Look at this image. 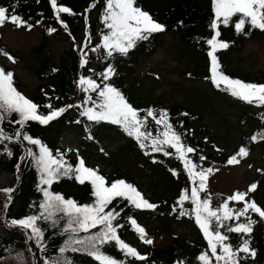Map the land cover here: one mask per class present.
Instances as JSON below:
<instances>
[{"label": "trees", "instance_id": "obj_1", "mask_svg": "<svg viewBox=\"0 0 264 264\" xmlns=\"http://www.w3.org/2000/svg\"><path fill=\"white\" fill-rule=\"evenodd\" d=\"M58 3L71 7L75 13V15L62 14V19L68 24L67 29L55 19L49 0H38V2L37 0H0V6L9 8L10 12L14 8L17 14L33 23V28L45 24L41 42L31 50L35 60L31 69L39 83L30 92L25 91L24 84L18 74L3 61L2 56L4 55L3 52H0V66L14 73V86L17 90L41 105L40 111L46 113L47 109L44 106L48 103H51L54 108L78 103L84 96L75 83L78 77L81 74L92 75L93 73L89 71L92 69L96 73L94 78L99 82L98 74L111 63L117 72V75L112 78V82L134 107L141 110L152 108L157 112L167 109L170 122L182 134L183 143L196 150L189 153L188 156L200 167L229 165L228 158L235 154L240 146H246L249 149V154L246 157H250L251 163L259 167L254 176L251 179L248 178V187L253 182L258 184L257 189L250 192L248 198L254 199L258 205L264 207V139L259 137L256 141L250 139L252 135L264 134V106L249 104L233 97L223 85L216 88L210 80L211 58L208 56L210 46L206 40L214 34L210 28V22L214 16L212 0H137L138 6L148 11L155 20L165 24L166 29L153 33L146 41H139L127 55L114 54L113 57H106L105 52L101 50L98 52L99 57L96 63L88 64L84 68H81L79 64L81 54L79 48L83 47L88 33H91L89 48L100 42V33L104 30L102 14L105 0H58ZM234 20L228 26L221 25L219 29L221 32L219 39L229 42L227 49H218L216 52L221 70L230 77L245 82L264 83V73L253 74L241 68H233L231 65L233 56L240 54L248 41H264V30L250 28L246 25L244 32L237 33L234 28ZM36 21H40V23L36 24ZM6 24H10L16 29L28 30L24 27L17 28L12 23L4 25ZM50 27L57 30L49 33L48 28ZM54 33L63 35L69 42V46L58 61H55L46 52L50 36ZM168 35L177 36L179 38L178 51L189 56L187 68L181 71V77L191 82L205 83L212 93L225 100L228 99L233 106L239 108L237 115L239 131L236 135L238 142L229 153L217 149L214 140L209 138L208 127L199 123V114L191 107L179 101L166 105L159 98L144 100L139 95L138 87L131 80L136 74L141 60L155 54L161 39ZM1 36L0 33V49L10 53L15 58V63L23 61V57L4 43ZM84 50L88 51V49ZM91 53L93 52L89 51V55ZM93 98L95 99V96ZM184 113H188V115L185 116ZM145 114L144 111L141 112L142 116ZM3 126L9 134L14 132L17 127L7 122ZM146 130L156 136L163 132V126L156 125L149 117ZM27 131L34 137H39L49 148L60 149L62 152H66L68 148L59 146L61 135L64 132L72 134L82 147L79 156L83 157L87 166L98 167L100 173L109 180L126 179L133 183L146 199L158 205L155 210H141L126 205V202L123 201L114 202L117 204L118 211L120 208L124 209L119 218V222L124 225L118 230L121 239L135 247L141 254H146L147 260L125 258L114 243L105 245L103 248L105 252L117 259L125 260L126 264H176L177 260L183 261L184 264H199L196 257L201 251L207 249V241L202 230L195 223L194 215L181 216L178 206L173 211L182 190L192 187L191 179L183 169V162L175 154L174 149L165 146V150L173 153L170 156H164L163 152L153 153L150 147L141 149L138 142L129 137L119 125L110 122L88 121L86 117L80 115V109L77 108L68 109L61 117L48 125L30 122L27 125ZM103 132H108L109 138L117 137L124 141L119 149L121 155L128 157L132 155L138 163L143 162L148 166L144 171L147 173L145 177L150 184L151 196H148L147 191L143 190L136 178L129 175L128 172L116 168L112 172L106 173L91 162L90 154L96 152L93 144L100 142L99 136ZM89 133L94 139L88 138ZM5 145L11 149V156L4 151ZM24 146L8 141L0 143V173L11 174L15 181L12 186L15 191L11 194L7 193L5 201L2 197L0 198V264H43L45 257L57 259L61 256L59 248L64 245V241L68 239L69 235L62 231L65 226L64 220H60L55 227L50 222L40 221V226L45 229L44 241L46 244L45 251L41 254L35 241L28 240L25 230L8 226L12 218L38 214L37 205L43 199V194L37 188L39 175L36 168L30 159L20 160L24 153ZM257 151L261 155L260 165L257 164L258 159L255 157ZM200 156H204L206 159L200 161ZM246 157L238 158L239 163H243ZM66 159L70 163H76L77 156L66 152ZM17 165H19V169ZM172 169H176L179 175L174 176ZM51 191L60 192L66 198H73L79 203L92 202L91 188L87 182L79 184L75 179L61 178L53 183ZM207 192L211 194L213 208L219 207L226 199L214 188L207 187ZM9 195H11V200L8 199ZM201 196H204L203 192ZM242 206V202H230V207L234 209ZM193 207L190 200L183 203V209L186 212H191ZM126 216L134 217L137 223L146 229L148 236L152 234V231L147 228L144 219L165 222L167 227L165 230L170 237L169 243L161 247L148 244L142 246L136 239L134 240L135 237H139V234L126 219ZM251 218L256 221L253 225V232L250 234L251 247L256 249V256L254 258L247 257L243 264H264V219L255 213L251 214ZM244 219L241 217V221ZM226 223H234V221ZM177 227L184 230L178 232ZM96 230L92 229L90 232ZM80 235L83 236L86 233L81 232ZM242 238L248 237H241L239 234L230 235V240L234 245L238 244ZM63 256L71 260L73 264H97L92 257L83 252H72L69 249Z\"/></svg>", "mask_w": 264, "mask_h": 264}, {"label": "snow or ice", "instance_id": "obj_2", "mask_svg": "<svg viewBox=\"0 0 264 264\" xmlns=\"http://www.w3.org/2000/svg\"><path fill=\"white\" fill-rule=\"evenodd\" d=\"M49 3L54 11L55 19L67 29L68 24L62 19V14L75 15L73 9L63 3H58V0H49ZM212 10L214 16L211 19L210 28L214 34L206 40L210 46L208 56L211 58V82L216 88L223 85L233 97L244 102L264 106V83L245 82L230 77L221 70L216 55L218 49L229 47V42L219 39L220 26H228L234 18V28L237 33L244 32L246 25L250 28L264 30V0H212ZM102 21L104 30L100 33V42L89 48L91 33H88L83 47L79 48L81 68L89 64V51L103 50L106 57H113L114 54L127 55L139 41H146L153 33L166 29L165 24L158 22L148 11L138 6L137 0H105ZM5 23H12L17 28L24 27L28 30L34 26L29 20L17 14L14 8L10 12L9 8L0 6V26ZM35 23L39 24L40 21ZM56 30L53 27L48 28L49 33ZM0 52L15 62V58L7 51L0 49ZM89 71L93 74H81L75 81L77 88L84 93L78 103L55 108L48 103L44 106L47 112L43 113L40 111L41 105L25 96L14 86V73L0 66V143L8 141L25 145L20 160L30 159L39 175L37 188L43 194L42 201L37 205L38 214L12 218L8 226L25 230L28 240H34L43 254L46 247L45 229L40 226L39 222H50L55 227L60 220L65 221L62 231L69 235L64 245L59 248L61 256L57 259L45 257L43 264H73L71 260L63 256L69 249L72 252L86 253L97 264H126L125 260L117 259L103 250L105 245L111 243H114L125 258L147 260L146 254H141L135 247L121 239L118 230L124 225L119 222V218L124 209L120 208L118 211L117 204L114 202L123 201L126 205L141 210H155L158 205L146 199L143 193L126 179L109 180L100 173L98 167L87 166L83 157L78 155V149L76 150V163H70L66 159V152L73 151L72 148H68L66 152L60 149L53 150L39 137H34L27 131V125L30 122L48 125L61 117L68 109L77 108L80 109V115L86 117L88 121L110 122L119 125L129 137L138 142L141 149L150 147L151 152H163L164 156L173 155L172 152L165 150V146L175 150V154L183 162V169L191 179L192 187L182 190L173 211L178 206L181 216L194 215L195 223L202 230L207 241V249L201 251L196 257L199 264H243L247 257L254 258L256 249L251 247L250 234L253 232V225L256 221L251 218V214H258L264 219V207L248 197L250 192L257 189L258 184L253 182L247 191H235L228 195L219 207L213 208L211 194L207 192V181L209 175L218 169L202 168L188 156L196 150L183 143L182 134L173 127L167 109L157 112L152 108L141 110L134 107L112 82L117 72L111 63L98 74L99 82L94 78L96 75L94 70L89 69ZM142 111L146 113L143 116ZM183 115L187 116L188 113ZM149 117L156 125L163 126L161 134L154 136L146 130ZM5 122L16 125L15 131L11 134L6 132L3 126ZM258 137L264 139V134L252 135L250 139L256 141ZM88 138L94 139L90 133ZM4 151L9 156L12 155L11 149L6 145ZM248 154L249 149L246 146H240L239 150L228 158L227 163L229 165L238 164L240 162L238 158L246 157ZM199 159L204 161L206 157L200 156ZM17 168L19 169V165ZM171 171L174 176L179 175L176 169ZM61 178L75 179L79 184L87 182L91 188L92 202L79 203L73 198H66L60 192L51 191L53 183ZM0 191L11 194L15 189L5 188ZM8 199L11 200V195ZM188 200L194 206L191 212L183 209V203ZM230 202H242L243 206L234 209L230 207ZM241 217L245 219L241 221ZM126 219L130 221L143 243L153 244L146 229L138 224L134 217L126 216ZM233 221L234 223H226ZM92 229L97 230L90 232ZM81 232L86 235L81 236ZM231 234H239L241 237L248 238H242L238 244L234 245L230 240ZM176 264H184V262L177 260Z\"/></svg>", "mask_w": 264, "mask_h": 264}, {"label": "rangeland", "instance_id": "obj_3", "mask_svg": "<svg viewBox=\"0 0 264 264\" xmlns=\"http://www.w3.org/2000/svg\"><path fill=\"white\" fill-rule=\"evenodd\" d=\"M45 31V24L31 30L13 28L10 24L0 26L1 39L10 46L13 51L23 57V61L15 63L2 56L3 61L16 71L24 84L26 92H30L39 80L32 72V65L35 60L31 54L34 46H37ZM179 38L168 35L161 39L160 46L155 54L141 60L136 74L132 81L138 87V92L144 100L159 98L164 104L170 105L174 102H183L199 114V123L206 125L209 130V138L214 140L217 149L222 152H230L238 142L239 131L238 109L228 99L211 92L205 83L191 82L181 77V71L187 68L189 56L178 51ZM69 42L63 35L56 33L50 36L46 52L55 61H58ZM99 57L98 52L88 56L89 64L96 63ZM232 67L250 71L253 74L264 73V41L251 40L245 44L244 50L232 58ZM100 142L93 144L95 153L90 154V160L98 165L106 173L113 169L120 168L136 178L143 190L150 195V184L147 181V173L144 169L148 166L143 162L138 163L134 156H124L119 152L123 140L117 137L109 138L108 132H103ZM60 147L72 148L73 155L77 156L82 152V147L77 139L70 133L64 132L59 141ZM103 149V151H101ZM255 157L260 165L261 155L257 151ZM251 158H244L243 163L234 165H213L214 171L208 177L207 187L214 188L221 196L227 198L237 190H248V180L251 179L258 166L251 163ZM249 178V179H248ZM15 181L11 174L0 173V190L12 188ZM192 183V182H191ZM7 193L0 191V198L5 201ZM147 228L152 231L148 237L153 240L155 247L165 246L169 243L170 237L166 233V223L161 221H146ZM178 232L184 229L177 227ZM142 246L146 245L139 237H135Z\"/></svg>", "mask_w": 264, "mask_h": 264}]
</instances>
